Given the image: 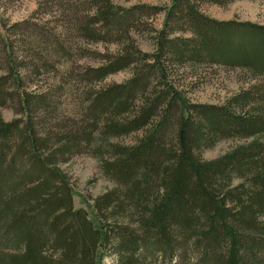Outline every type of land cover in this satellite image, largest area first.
<instances>
[{"label": "trees", "instance_id": "16d2710c", "mask_svg": "<svg viewBox=\"0 0 264 264\" xmlns=\"http://www.w3.org/2000/svg\"><path fill=\"white\" fill-rule=\"evenodd\" d=\"M169 1L161 9L82 1V38L120 48L82 73L59 65L86 90L63 126L61 85L28 92L25 81L56 70L65 48L24 24L31 38L17 41L27 53L17 55L0 19V109L14 106L22 117H0V264H104L108 257L115 264H264V27L199 11L242 0ZM159 13L156 53L144 54L132 34L141 17ZM199 62L257 78L224 105H193L168 70ZM125 70H132L128 82L96 87ZM133 135L131 145L115 142ZM248 138L258 140L217 161L201 158L222 140ZM77 155L95 159L113 185L89 211L74 208L58 168Z\"/></svg>", "mask_w": 264, "mask_h": 264}, {"label": "rangeland", "instance_id": "374dc122", "mask_svg": "<svg viewBox=\"0 0 264 264\" xmlns=\"http://www.w3.org/2000/svg\"><path fill=\"white\" fill-rule=\"evenodd\" d=\"M82 1L80 5L71 6L69 0H0V19L5 25V30H3L8 31L9 42L13 45L17 55L24 56L25 53L17 41L25 39V37H28L27 41H29L31 38V35L24 33V28H21V25L24 24L36 25L46 33L55 35L65 48V54L57 62L56 70L50 69V74H45L39 78L28 75L25 81L26 89H29L28 92L41 91L48 84L49 86L52 84L61 85L65 91L59 98L61 105L56 114L57 123L61 126L67 124L68 119L76 117L78 108L72 104L73 100L82 98L83 92L86 90L84 84L72 80L70 77L72 74L69 73V70L64 72L59 65L72 64L71 70L74 73H82L89 66H99L102 61L99 56L108 53L114 54L120 48L118 45L104 44V42L93 44L82 38L77 30L78 23L76 22L79 20L80 23V18L86 16ZM111 2L121 8L145 6L161 9L170 6L169 0H111ZM199 11L206 17L218 22L232 21L264 27V0L236 1L225 7L200 4ZM164 16V13H159L155 16L140 18L138 28L133 32L132 37L136 47L142 53L148 55L156 53L157 36L155 31L162 29ZM2 23L1 25H3ZM17 25L19 27L14 29ZM183 35L189 36V34L177 36L184 37ZM29 72L26 69L21 70L20 73L26 76ZM4 74L5 71L0 66V77ZM168 74L170 81L193 105H224L231 96L255 83L253 81L254 76L248 71L206 63L183 67L174 66L168 70ZM131 77L132 70H125L110 75L101 86L96 87L124 84ZM258 79H261V76H258ZM0 117L5 123L22 119L19 114H16L14 106L1 108ZM40 119L37 121L40 122ZM136 137L137 135H133L115 142L131 145ZM257 140L254 138L222 140L212 148L203 150L200 155L205 162L217 161L236 150L255 144ZM259 141L264 142V138ZM58 168L69 180L73 191L75 209L89 211L88 207L92 206L93 200L113 186L101 175L98 162L87 155L73 156L68 163L60 164ZM104 264H115L114 258L108 257L104 260Z\"/></svg>", "mask_w": 264, "mask_h": 264}]
</instances>
